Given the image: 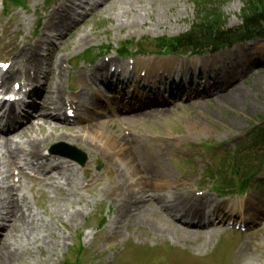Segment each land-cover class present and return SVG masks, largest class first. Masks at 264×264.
Returning <instances> with one entry per match:
<instances>
[{
    "label": "rangeland",
    "instance_id": "obj_1",
    "mask_svg": "<svg viewBox=\"0 0 264 264\" xmlns=\"http://www.w3.org/2000/svg\"><path fill=\"white\" fill-rule=\"evenodd\" d=\"M21 1H25L24 8L11 6L6 9L0 0V65H9L8 68L16 52L15 42L32 44L44 36V16L48 15L59 0L48 3L46 0ZM137 1L144 4L146 10L153 12L142 17L143 24L139 28L116 25L111 9L107 7L104 10L98 8L90 11L66 31L60 30L61 38L53 39L56 33L48 32L55 35L45 40V43L51 41L52 44H42L39 51L42 62L39 84L49 83L54 87L60 83L65 92L66 103H76L73 98L77 96L81 97L82 104H86L88 99H99L93 110L91 107L77 110L76 113L84 122L75 121L74 127L78 129L98 118L99 122L108 123L107 130L113 133L112 137H120L121 132L118 130L123 135L129 134L154 158L153 167L161 176L160 179L165 174L166 178H162L166 185L165 192H176L184 188L191 196L207 197L206 206L210 210L214 209L215 214H207L203 222L210 221L212 229L207 231L216 235L211 240H208L209 235H204V240L198 239L201 236L196 237L194 233L189 237L179 232L164 237L156 236L141 224L124 227L121 223L118 229H112L110 224L116 208L101 196L102 189L111 178L112 170L109 168L110 172L106 173L107 164L102 156L89 154L85 145L71 146L53 141L47 145V152L43 153L53 157H60L62 150L64 154L69 149L79 155L82 153V164L70 162L68 166L73 165L70 169L80 181H84L83 175L86 176L87 169H90L96 177L100 175L103 186L93 189L74 186L68 189L64 186L65 180L56 174L46 175L37 166L19 160L17 167L9 172L11 184L15 185L20 181L25 187L20 195L26 197L37 218L44 220L47 233L43 232L44 243L25 246L28 251H24L13 264H264V167L260 168L254 179L255 184L248 190L239 191L238 186L232 184V189L219 192L220 196L213 188V185L217 187L219 175L220 179L231 176L229 169H222L223 162L230 160L232 151L246 139L250 126L254 122L255 125L258 124V120L264 118V41L253 40L215 55L181 59L151 55L148 51L143 55H134L133 47L128 48V57L121 58L117 56V51L126 43L150 45L157 38L180 35L190 28L195 19L196 0H155L152 4H149L150 0ZM102 2L103 0H92L88 6ZM242 2L243 0H221L220 12L229 28L240 25ZM158 6L163 7L164 11H160ZM162 16L167 20L154 23ZM83 32L90 36L89 43L74 49L76 39ZM85 51L96 55V59L93 62L81 60ZM218 56L222 62L213 64L218 83L213 86L214 80L208 79L212 76L209 59ZM204 57H208L206 68ZM57 58H64L62 81L58 79L54 65ZM50 59L53 66L48 75ZM128 59L133 62L140 60L147 70L153 59H170L174 61L173 71L180 69L181 66L175 65L179 62L183 63V72L190 73L194 70L191 62L197 61L196 74L204 70L207 82L205 84L203 81L197 89L193 87L189 91V75H184L186 83H180L184 92L173 97L163 88H160L157 96L153 93L154 86L160 87V82H165L161 72L150 79L144 77L139 82L134 79L133 73V76H129L127 88L120 85L109 92L96 82L88 80V86L84 87L82 79H87L90 73H96L100 63L108 62L105 71L109 72L111 64H126ZM8 70H0V78L3 76L6 83L10 84L8 91L16 90L17 80L6 75L10 72ZM17 72L20 70L17 69ZM43 77L45 79L41 80ZM116 78L118 77H113L111 81L114 82ZM143 85L147 87L145 91L141 90ZM177 85L175 81L174 86ZM230 86L237 92V99L231 103L220 99L225 94L224 90ZM82 90H85L83 96L79 94ZM215 95L219 96L215 98ZM30 96L42 102L45 98L43 96L47 95L40 92L37 96L32 93ZM148 101L153 102L152 107L143 110ZM18 121L20 120L17 119ZM50 149L55 153L50 154ZM18 167L22 168L21 173ZM254 168L257 170L256 165ZM6 171V168L2 170L0 179L7 174ZM50 184H56L62 189L63 195L58 198L57 205L50 201L53 198L47 188ZM108 186L116 194L112 186ZM64 196L73 202L75 199V203L69 205L62 202ZM81 199L89 204L77 203ZM56 206L68 215L73 212L80 215L72 224L65 214H57V217L52 214V209ZM222 216L224 221L217 225L215 217ZM232 221L233 224L244 226L245 231L231 229ZM1 225L7 230L9 223L5 221ZM6 230L3 235L7 234ZM54 241L57 242L55 248Z\"/></svg>",
    "mask_w": 264,
    "mask_h": 264
},
{
    "label": "bare ground",
    "instance_id": "obj_2",
    "mask_svg": "<svg viewBox=\"0 0 264 264\" xmlns=\"http://www.w3.org/2000/svg\"><path fill=\"white\" fill-rule=\"evenodd\" d=\"M91 1L59 0L48 15L44 16V25L42 27V32H45L44 36L32 44H20L18 42L14 44L16 52L8 70L10 72H7L6 75L10 78L12 76L17 82L22 83L21 87L24 89H26V86L28 88L32 87V94L37 96L38 93L42 92L47 96H43L45 98L42 102L36 100L32 104L30 108L33 112L32 117L31 115L27 116V114L19 113L20 117L27 118L24 125L17 127V117L11 107L0 117V125H3L5 130L0 131V139H2L0 141V175L3 173V169H7V174L0 179V264L15 263L20 259L24 251H28V249L25 250V246H38V243H44L43 232L47 233L44 220L37 218L26 197L20 195L25 190V187L21 185L20 181L15 183V185L11 184L12 178L11 175L9 176V172L13 167H17L19 160H24V162L37 166L46 175L56 174V176L65 180L64 186L68 189L74 186L79 189L91 187L93 189L103 186L100 175L96 177V174L90 169H87L86 176L83 175L84 181L79 180L76 173L70 169L73 165L68 166L74 158L72 154H67L64 159L43 153L44 151L47 152V145L53 141L66 143L71 146L73 144L85 145L89 154L102 156L105 163L109 165V167L105 166V172H110V168L113 173H110L111 178L107 184L112 186L116 194L109 190L107 185L102 189L101 196L106 198L116 208L110 224L112 229H118L121 223L124 227H129L131 224H141L147 226L156 236L162 235L164 237L170 233L179 232L189 237L194 233L196 237L201 236L198 239L204 240V235H209L208 240H211L216 235L212 231H207L212 229L210 223H207V225L201 223L207 214L214 215L215 212V210H210L206 206L207 197L203 195L199 197L191 196L189 191L183 190L184 188L175 189L176 192H165L164 188L166 185L162 180V178H166L164 177L165 174L163 173L160 179L161 176H159L156 168L153 167L154 158L148 155L146 150L141 148L129 134L124 133L123 135L122 131L118 130L121 132L120 137H112L113 133L107 130L108 123L105 121L99 122L98 118L93 123L88 121V124H82L83 126L78 129L74 127L73 123H67L65 118L60 120L57 113H61L66 105L64 100L65 92L62 90L61 84L58 83L54 87L49 83L39 84L38 79L42 65L39 51L42 44L45 46L46 44L51 45V41L45 43V40L55 35H50L48 32L56 33L53 39L61 38L59 31L67 30L75 10L77 8L80 9L83 5H88ZM154 1L150 0L149 4ZM98 8L102 10L105 8L111 9L116 25L120 27L128 26L130 29L133 27L139 28L143 24L142 17H147L148 14L153 13L150 9L146 10V6L137 0H103L102 3L94 6V10ZM158 9L162 10V12L164 11L161 6H158ZM162 20L167 19L162 16L154 23L158 24ZM89 37L87 33L83 32L80 34L74 43V49L86 46L89 43ZM20 60L21 62H19ZM63 60L64 58H57L54 62L58 72L57 77L60 81H62L64 72ZM209 61H211L212 76L208 77V79L214 80V86L218 83H216V69L213 68V64L221 63L222 59L219 56L217 58L210 57ZM203 62H206V68L208 57H204ZM196 63L197 61L191 62L194 68L191 73L188 71L183 72V63H175L176 66L181 65L178 71L182 73H179L176 70L173 71L174 61L170 59H153L148 70L140 60H136L134 62V75L138 78L141 72H145V79H150L153 74L157 75L161 70L162 74H166L165 82H160V87L154 86L152 88L153 93L157 96L160 88H163L169 96L173 97L178 93L180 94V92H184L183 86H174L175 79L181 81L180 77H185L184 75H189V91H192L191 88L193 87L197 89L203 81L206 84L204 70L198 74L195 73ZM49 64L48 75L52 72V59H50ZM107 64L108 62L100 63L96 68V73H90L87 79L83 78L84 87H87L90 81L92 83L96 82L105 91H113L115 84L111 81V76L105 71ZM17 69L20 72H17ZM44 79L43 77L41 80ZM184 79L186 80V77ZM116 84H122L127 88L129 81L127 78H120V81L117 79ZM4 85L1 84L0 89H7V86H10L9 83ZM84 92L85 90H82L79 94L83 96ZM224 92L225 94L220 99L229 103L237 99V92L234 87L230 86ZM218 96L215 95L213 97L217 98ZM80 98L78 96L73 98L76 103L69 102L74 107V112L90 107L93 110L99 103L97 98L95 100L87 98L89 101H86V104H82ZM36 102L40 106H35ZM150 102L148 101L144 105L143 110H148L152 107L153 102ZM2 108H4V104L0 106V111ZM162 112L163 110L160 113ZM74 121L84 122L79 117V114H75ZM126 124L128 125V123ZM112 125H114V122ZM66 153L72 152L66 150ZM18 170L20 173L22 172L21 167H18ZM96 178L98 179L95 180ZM47 188L53 196L50 201L57 205L58 198L63 195L61 194L62 189L56 184H50ZM177 188L180 187L178 186ZM109 191L111 194H109ZM12 194L15 195L13 196ZM63 199L62 202L69 205L74 204L76 201L75 199L74 202L70 201L67 196H64ZM77 203L89 204L84 199L79 200ZM52 210V214L56 217L57 214H65L68 221L72 224L76 222L80 215L78 212L68 215L66 211H62L60 208L57 209V206ZM5 221L9 223L7 230L6 227L1 225ZM195 222L197 223L195 224ZM154 225L158 226L155 227ZM43 226L44 230H42ZM5 230L7 234L3 235ZM199 232H201L200 235H198ZM56 245L57 242L54 241L53 247L55 248Z\"/></svg>",
    "mask_w": 264,
    "mask_h": 264
},
{
    "label": "trees",
    "instance_id": "obj_3",
    "mask_svg": "<svg viewBox=\"0 0 264 264\" xmlns=\"http://www.w3.org/2000/svg\"><path fill=\"white\" fill-rule=\"evenodd\" d=\"M21 0H7L18 5ZM221 0H196L195 19L190 28L173 37H160L150 45L137 44L136 52L171 56H202L215 54L223 49H231L237 44L253 40H264V0H243L240 11V25L229 28L220 12ZM133 44L126 43L120 48V55H127ZM88 58V56H85ZM256 165L257 170L254 168ZM229 169L230 177H223L213 188L216 192H227L236 184L239 191L248 190L255 184V177L264 167V118L250 126L246 139L236 146L230 160L222 164ZM236 186V187H237ZM71 264H74L71 263ZM80 264V263H77Z\"/></svg>",
    "mask_w": 264,
    "mask_h": 264
},
{
    "label": "snow or ice",
    "instance_id": "obj_4",
    "mask_svg": "<svg viewBox=\"0 0 264 264\" xmlns=\"http://www.w3.org/2000/svg\"><path fill=\"white\" fill-rule=\"evenodd\" d=\"M3 67H4V68H7V67H8V65H3Z\"/></svg>",
    "mask_w": 264,
    "mask_h": 264
}]
</instances>
